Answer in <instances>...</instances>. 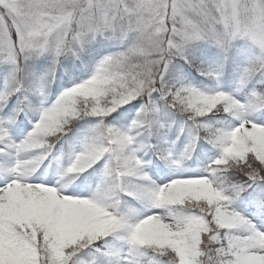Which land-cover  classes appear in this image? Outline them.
<instances>
[{
	"label": "snow or ice",
	"instance_id": "6c2138e0",
	"mask_svg": "<svg viewBox=\"0 0 264 264\" xmlns=\"http://www.w3.org/2000/svg\"><path fill=\"white\" fill-rule=\"evenodd\" d=\"M0 264H264V0H0Z\"/></svg>",
	"mask_w": 264,
	"mask_h": 264
}]
</instances>
